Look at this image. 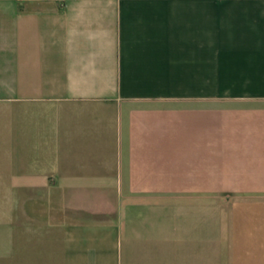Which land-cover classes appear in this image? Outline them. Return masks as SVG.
I'll list each match as a JSON object with an SVG mask.
<instances>
[{
    "label": "crops",
    "instance_id": "0c3cea01",
    "mask_svg": "<svg viewBox=\"0 0 264 264\" xmlns=\"http://www.w3.org/2000/svg\"><path fill=\"white\" fill-rule=\"evenodd\" d=\"M0 264H264V0H0Z\"/></svg>",
    "mask_w": 264,
    "mask_h": 264
},
{
    "label": "rangeland",
    "instance_id": "374dc122",
    "mask_svg": "<svg viewBox=\"0 0 264 264\" xmlns=\"http://www.w3.org/2000/svg\"><path fill=\"white\" fill-rule=\"evenodd\" d=\"M256 199L254 194H219L217 195V201L222 203H234V202H252Z\"/></svg>",
    "mask_w": 264,
    "mask_h": 264
}]
</instances>
